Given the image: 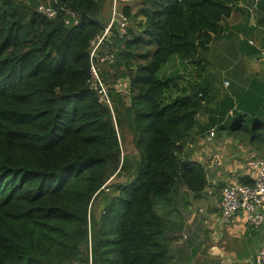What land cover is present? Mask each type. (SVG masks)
<instances>
[{
    "label": "trees",
    "instance_id": "obj_1",
    "mask_svg": "<svg viewBox=\"0 0 264 264\" xmlns=\"http://www.w3.org/2000/svg\"><path fill=\"white\" fill-rule=\"evenodd\" d=\"M241 1L121 4L129 37L99 54L113 51L130 79L125 116L138 156L128 162L113 109L89 83V45L109 0H51L53 19L41 5L0 0V264H178L171 245L183 222L157 207L184 188L195 198L205 190L207 170L186 151L203 95L173 96L159 73L174 56L204 59ZM65 9L79 23L66 24ZM228 128L264 156V118L237 114Z\"/></svg>",
    "mask_w": 264,
    "mask_h": 264
},
{
    "label": "crops",
    "instance_id": "obj_2",
    "mask_svg": "<svg viewBox=\"0 0 264 264\" xmlns=\"http://www.w3.org/2000/svg\"><path fill=\"white\" fill-rule=\"evenodd\" d=\"M20 1L38 6L47 5L49 0ZM108 47L109 43L102 52ZM263 47L264 0H245L234 4L230 16L221 22L220 36L210 44L204 59L190 61L176 57L167 64V77L175 88L173 96L178 89L203 95L195 140L187 145L186 151L191 160L204 165L208 177L198 198L186 188L181 190L185 196V222L181 231L175 233L180 236L171 245L178 264H255L264 239V221L254 227L243 212L225 220L220 199L225 184L244 178L254 183L255 174L247 164L251 157L264 161V156L248 141L229 135L228 128L237 114L264 118ZM116 59L115 53L109 51L99 56L98 63L113 65ZM119 64L117 59V68H101L102 75L109 90L125 96L121 84L126 86L125 81L130 79L124 76L123 67L118 69ZM212 130L215 136L208 140ZM214 159L222 164L216 165ZM260 210L264 214V206Z\"/></svg>",
    "mask_w": 264,
    "mask_h": 264
},
{
    "label": "built area",
    "instance_id": "obj_3",
    "mask_svg": "<svg viewBox=\"0 0 264 264\" xmlns=\"http://www.w3.org/2000/svg\"><path fill=\"white\" fill-rule=\"evenodd\" d=\"M54 3H58V0H53ZM131 0H111V15L107 23L103 22V31L97 33L90 41V56L93 60L91 66V78L90 87L97 90L100 101L106 102L111 108L112 103L109 97V87L105 83V80L99 72L96 62L99 59V52L102 45L112 38H128V28L130 24V18L121 10L122 3H128ZM48 18H55L58 14V9L54 6L41 5L38 7ZM67 16L65 17L66 24L79 23L78 15L68 9H65ZM264 61V47L262 50ZM126 86H123L124 93L129 94L130 80L125 81ZM128 89V90H125ZM215 136V132L212 130L207 136L208 140H211ZM216 165H221L220 160L214 159ZM248 166L253 169L255 174L253 184H244L242 182L228 183L222 187L220 208L221 216L223 219L228 220L237 212H243L246 216L248 223L254 227H259L264 221V214L260 210V207L264 206V161L251 157L248 162ZM255 264H264V239L261 247L255 256Z\"/></svg>",
    "mask_w": 264,
    "mask_h": 264
},
{
    "label": "rangeland",
    "instance_id": "obj_4",
    "mask_svg": "<svg viewBox=\"0 0 264 264\" xmlns=\"http://www.w3.org/2000/svg\"><path fill=\"white\" fill-rule=\"evenodd\" d=\"M110 1L111 0H109V2L107 4H105L103 13L100 16V19L103 22H105V23H107L109 21L110 15H111V4H110ZM50 2H51V0L48 1V3H50ZM130 25H131V21H130L129 26ZM108 49L109 48H106L105 52H107ZM176 57L180 58L179 56H174L172 59L175 60ZM171 61H169L167 64H169ZM116 63H117V59L115 60L113 65L107 64L105 62L99 64L98 61L96 62V65H97L98 70L100 68H103V67H108V69H113L114 67L117 68ZM167 64L162 69V71L159 73V76L167 77ZM118 69L120 70V67H118ZM126 75H127V72L124 69V76H126ZM173 91H175V88H174ZM176 92H177V90H176ZM125 94L126 95L124 96L120 92H117L115 90H109V97H110V100H111V103H112V109H113L115 121L117 123V128L119 129V133H120V141H121L122 151H123L124 156L126 157V160H128V162H131L134 159H136V157L138 156V152H137V148L135 147V144L133 142V140H134L133 139V132L131 131V129H130L128 123H127V120H126V116H125V111L127 109V106H129L130 103H131L130 102V95H128L127 93H125ZM124 180H125V176H123V177H121L119 179V181H124ZM104 193L105 194L103 196H100L95 201L94 210H93V215L95 217H100V215L102 214V212L105 209L106 200L114 192H113V189L110 188V190L105 189ZM180 194L177 195L175 197V199H173L172 204H171L170 207L167 208V207L161 206L162 210L159 207H157V210L159 211L160 214L168 215L171 218L172 221H175V222L178 221L177 222L178 224H179V221L180 222L181 221L185 222V220L183 218V216H184L183 212H184V205H185V196L182 194V192ZM175 222H174V224H175ZM178 236H180V235L178 234ZM178 236H177V238H178ZM175 256L177 257V254H175Z\"/></svg>",
    "mask_w": 264,
    "mask_h": 264
}]
</instances>
